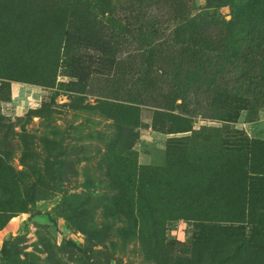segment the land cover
I'll list each match as a JSON object with an SVG mask.
<instances>
[{"label": "rangeland", "instance_id": "1", "mask_svg": "<svg viewBox=\"0 0 264 264\" xmlns=\"http://www.w3.org/2000/svg\"><path fill=\"white\" fill-rule=\"evenodd\" d=\"M151 209L195 262L243 213L264 264V0H0V264H159Z\"/></svg>", "mask_w": 264, "mask_h": 264}, {"label": "trees", "instance_id": "2", "mask_svg": "<svg viewBox=\"0 0 264 264\" xmlns=\"http://www.w3.org/2000/svg\"><path fill=\"white\" fill-rule=\"evenodd\" d=\"M199 33L197 32V29H195L192 33V35L190 36V38H188V44L193 42V38L194 36H198ZM76 36L77 33H75V31H71L66 39V45L64 46V43L61 42L58 44V48L56 49L59 56L62 52V49L64 48V54L65 56L69 59L71 58V54H75L77 52H80L81 56L83 54V52L90 48V44L86 43L85 41L81 40V41H77L76 40ZM82 39L86 40L84 37L80 36ZM207 40V39H206ZM74 58V57H72ZM75 60H77V57H75ZM201 153H207L210 154L209 151H205V150H201ZM207 157L209 158H214L213 155H207ZM141 171V170H140ZM142 171H144L143 173H148L150 170V168H142ZM154 174H156V171H153ZM158 174V173H157ZM156 174V175H157ZM141 175L140 174L138 176V191L140 193V195H142L143 191H145L147 189V187L150 186V184H145L143 182V180H141ZM121 179H124V177L126 178H130L129 175V171L127 169L124 168V170L119 173L118 175ZM166 183V187L168 186H172L173 183L171 182H165ZM147 185V186H146ZM158 186V185H157ZM127 188V185H125L124 183L121 184L120 189H122L121 192H124ZM135 189V188H133ZM144 189V190H143ZM143 190V191H142ZM120 192V193H121ZM152 199H150L151 201ZM152 202V201H151ZM170 205H175L172 201L169 203ZM82 208V207H81ZM116 214H118V210L113 211ZM82 210H80L79 212V218L77 219L76 222H78L80 228H82V230L91 238L97 239V240H101L99 242H104L105 240H107L110 235L109 234H105L103 235V233H99L98 231L96 232L93 229H89L87 227V225L84 224V217H82L81 215ZM164 213H157L156 211H153V209H151V214H150V232H151V238H150V243L153 246V252H150L149 255L151 256V258H154L156 260L157 263L159 264H204L205 262H208L210 259H213L214 262H221L224 260H230L232 259L231 257L235 256L238 251H243L245 254H247L243 259H242V264H252V253L254 251H257L256 247L259 248V244L257 241H255V244H247L252 242L253 240L252 237L250 239H248V233L246 231L247 226H244L242 224L236 225L235 223L238 222H243L244 220H242L241 216L245 215L243 213H240L241 215H237V213L235 212H229L227 214L232 216V219H225L228 221V223L231 221L230 224H227L226 226L223 227V229L225 230V232L221 233L219 236V239H221V243L219 246H216L204 253L201 252V250H198L197 256H198V260L195 262V258L192 257L191 255H184L180 252H176L175 250H173L171 247H169L167 245V237H166V229H165V225H166V221L170 219L175 218L173 215H170V213H166V217H165V224H164V219L162 217H164L163 215ZM185 215H188V213H185ZM200 215V214H199ZM198 215V219H200L201 221H208L211 224H207V225H202V226H207L208 229H216L214 227V223L217 220H219L218 218H214V217H220L223 216L222 213L219 214H214L212 215L210 212H206L203 213V215L201 214L200 216ZM173 216V217H170ZM194 216V215H192ZM197 217V216H194ZM75 222V223H76ZM252 223L255 224V221H253ZM220 229V228H217ZM100 231V230H99ZM141 229L139 230L138 234H141ZM256 232L255 228L253 230V234ZM224 235V237H223ZM253 236V235H252ZM239 237V238H238ZM248 240H251L248 242Z\"/></svg>", "mask_w": 264, "mask_h": 264}]
</instances>
